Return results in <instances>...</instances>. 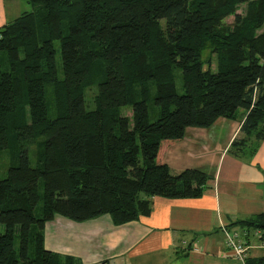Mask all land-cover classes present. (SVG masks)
Returning <instances> with one entry per match:
<instances>
[{
	"label": "trees",
	"instance_id": "16d2710c",
	"mask_svg": "<svg viewBox=\"0 0 264 264\" xmlns=\"http://www.w3.org/2000/svg\"><path fill=\"white\" fill-rule=\"evenodd\" d=\"M23 1L32 10L0 28V150L14 161L0 177V264H86L46 248L44 229L56 216L108 214L119 226L148 215L154 196L201 197L211 174H173L164 161L189 127L237 119L243 109L229 151L249 157L264 138V0ZM242 3L255 15L236 14L223 38L219 27ZM207 44L224 48L216 71L203 69ZM151 79L167 82L153 115ZM95 84L89 109L84 91ZM235 224L264 232V213Z\"/></svg>",
	"mask_w": 264,
	"mask_h": 264
},
{
	"label": "crops",
	"instance_id": "0c3cea01",
	"mask_svg": "<svg viewBox=\"0 0 264 264\" xmlns=\"http://www.w3.org/2000/svg\"><path fill=\"white\" fill-rule=\"evenodd\" d=\"M31 10L23 0H0V28ZM246 114L240 109L237 121L189 127L165 150L171 173L198 168L211 174L201 197L154 196L148 215L119 226L108 214L84 222L56 216L45 227L46 248L86 264H243L229 254L225 234L241 227L247 264H264V234L235 224L264 213V138L249 157L229 151Z\"/></svg>",
	"mask_w": 264,
	"mask_h": 264
},
{
	"label": "rangeland",
	"instance_id": "374dc122",
	"mask_svg": "<svg viewBox=\"0 0 264 264\" xmlns=\"http://www.w3.org/2000/svg\"><path fill=\"white\" fill-rule=\"evenodd\" d=\"M31 6V5H30ZM254 7L251 3H242L237 6V10L234 14L228 16L227 18L224 19L222 25L219 27V32H221V35L223 38H225L230 32L234 31L236 28V14L240 15L244 20H247L250 17H253L254 14ZM202 48V53H201V59L204 62L203 69L204 70H212L216 71L219 66L220 60L224 59L221 57V53H223L224 48L220 50H215L214 47L210 46L207 44V46H203ZM173 77H174V89L177 90L178 92L183 91V74L180 69H173ZM145 89L148 90V95L150 98V111L151 114L153 115L154 112H156L157 108L154 107V98L156 97V94H158L161 89L165 86L167 83L164 79L161 80H155L151 79L148 82H146ZM140 92V89H138V93ZM98 95V84L89 86L85 89L84 91V96H85V101H86V106L89 109H92L95 107L96 103V97ZM123 114L129 118H132V109L130 106L125 107L123 110ZM239 117V115H238ZM153 119V118H152ZM223 119H228V120H233L237 121V119H231V118H222ZM219 123V122H218ZM215 125V123L213 124ZM241 127V126H240ZM240 131V130H239ZM40 139L35 140L32 142L29 146V159L31 160V163L33 165L37 164L38 161V154L41 149V144H40ZM12 150H0V177H3L9 166L14 162L12 159ZM12 153V154H11ZM56 218V217H55ZM54 218V219H55ZM53 219V220H54ZM49 221L46 223V226H51V222ZM70 220V219H69ZM73 221V220H72ZM45 226V227H46ZM262 231V230H260ZM45 232V229H44ZM263 232V231H262ZM264 234V232H263Z\"/></svg>",
	"mask_w": 264,
	"mask_h": 264
},
{
	"label": "built area",
	"instance_id": "2783aa9c",
	"mask_svg": "<svg viewBox=\"0 0 264 264\" xmlns=\"http://www.w3.org/2000/svg\"><path fill=\"white\" fill-rule=\"evenodd\" d=\"M226 244L229 250V254L240 261L243 264H247V254L249 251V244L243 238L246 236V232L243 228L238 227L236 229L226 231ZM256 234L262 238L263 232L260 230H256ZM264 245V241H262Z\"/></svg>",
	"mask_w": 264,
	"mask_h": 264
}]
</instances>
